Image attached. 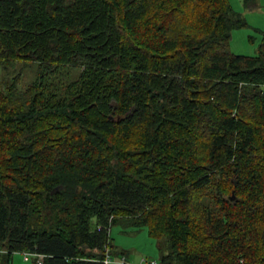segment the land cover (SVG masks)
Returning a JSON list of instances; mask_svg holds the SVG:
<instances>
[{"label":"trees","instance_id":"16d2710c","mask_svg":"<svg viewBox=\"0 0 264 264\" xmlns=\"http://www.w3.org/2000/svg\"><path fill=\"white\" fill-rule=\"evenodd\" d=\"M247 25L230 0H0V68L39 67L0 86V264H106L114 226L147 228L158 264H264Z\"/></svg>","mask_w":264,"mask_h":264},{"label":"rangeland","instance_id":"374dc122","mask_svg":"<svg viewBox=\"0 0 264 264\" xmlns=\"http://www.w3.org/2000/svg\"><path fill=\"white\" fill-rule=\"evenodd\" d=\"M230 3L248 22L246 27L233 31L232 51L240 55H258L261 49L264 50V0H258L259 6L256 9L246 7L243 0H230ZM38 76L37 63L17 62L7 65V69L0 68V86L16 77L19 79V87L24 88ZM111 236L113 260L109 264H141L144 260L161 261L162 252L158 241L149 235L147 228L125 231L121 226H114ZM123 257H127V260L123 261ZM30 258V261H25L24 253H16L13 256V264H33L34 257L30 256Z\"/></svg>","mask_w":264,"mask_h":264},{"label":"built area","instance_id":"2783aa9c","mask_svg":"<svg viewBox=\"0 0 264 264\" xmlns=\"http://www.w3.org/2000/svg\"><path fill=\"white\" fill-rule=\"evenodd\" d=\"M24 256H25V261H29L31 259L30 256L36 257L39 263H41L43 261V256L42 255L30 254V253L25 252ZM112 260L113 259L108 255L106 257V259H105V263L109 264ZM126 260L127 259L125 257H123V261H126ZM146 262H147V264H158L157 261H149L148 262V261H145V260L142 261L141 264H145ZM124 264H126V263H124Z\"/></svg>","mask_w":264,"mask_h":264},{"label":"water","instance_id":"95a60500","mask_svg":"<svg viewBox=\"0 0 264 264\" xmlns=\"http://www.w3.org/2000/svg\"><path fill=\"white\" fill-rule=\"evenodd\" d=\"M59 188L57 187L54 191H52V194H54Z\"/></svg>","mask_w":264,"mask_h":264},{"label":"crops","instance_id":"0c3cea01","mask_svg":"<svg viewBox=\"0 0 264 264\" xmlns=\"http://www.w3.org/2000/svg\"><path fill=\"white\" fill-rule=\"evenodd\" d=\"M127 259V257H125Z\"/></svg>","mask_w":264,"mask_h":264}]
</instances>
